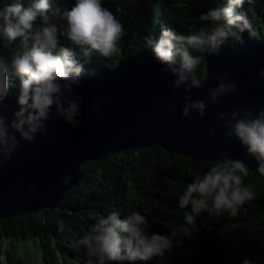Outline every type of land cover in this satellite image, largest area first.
<instances>
[{"label": "clouds", "instance_id": "1", "mask_svg": "<svg viewBox=\"0 0 264 264\" xmlns=\"http://www.w3.org/2000/svg\"><path fill=\"white\" fill-rule=\"evenodd\" d=\"M246 0H224L220 5L199 15L204 24L198 31L180 34L171 27H162L158 38L149 41L155 60L164 67L161 71L174 77L172 87L184 101L181 115L195 112L203 117L207 105L203 100H192V89L203 87L206 77H201L198 67L208 56H219L222 46L230 37L248 32L252 39L257 31L247 15L238 11ZM249 4L253 0H247ZM41 21L38 25L37 21ZM59 21V22H56ZM124 24L102 3V0H75L70 8L53 7V0H20L0 8V39L6 46L19 43L10 58L0 56V169L11 163L22 141L33 143L38 135L47 134V122L62 117L75 127L79 120V107L83 100L74 94L81 85L84 66L77 61L71 47L61 43L67 38L72 45L87 47L101 57L111 58L120 52L119 42L125 37ZM256 55L250 53L249 60ZM18 78L13 109L5 100L9 94V77ZM264 79V69L259 72ZM217 85L208 88V104H215L220 97L237 93L236 84L223 73L216 76ZM181 88L183 91L181 92ZM12 93V94H13ZM236 101H233L235 104ZM103 104L94 101L92 111L100 115ZM55 109V112H53ZM169 113L173 111L168 109ZM11 112V118L6 113ZM222 135L236 138L245 148V154L257 163V171L264 175V108L247 107L230 112H220ZM173 129L176 125H172ZM204 136H216L215 129L205 131ZM249 166L241 159L227 156L211 166L203 175H196L179 197L184 213V223L170 225V235L148 233L149 222L139 211L121 218L120 211L100 216L92 229L79 241L86 249L87 264H136L163 257L174 246L182 247L183 240L192 239L198 231L197 218L203 213L219 218L225 213L238 215L240 207L254 198L250 186L243 177L249 174ZM73 179L64 176L61 183L67 185ZM35 191L28 187L26 195ZM161 223V221H155ZM187 254V253H186ZM243 264H250L248 260Z\"/></svg>", "mask_w": 264, "mask_h": 264}, {"label": "trees", "instance_id": "2", "mask_svg": "<svg viewBox=\"0 0 264 264\" xmlns=\"http://www.w3.org/2000/svg\"><path fill=\"white\" fill-rule=\"evenodd\" d=\"M12 0H0V8ZM27 5L29 0H20ZM75 0H53V7L70 8ZM224 0H102L125 26L126 35L119 42L120 52L103 58L87 47L72 45L65 37L61 43L71 47L75 58L85 68L83 76L105 72L126 56L148 52L149 41L158 38L162 27L180 34H190L204 26L201 13ZM238 11L244 12L257 31H236L225 45L256 41L264 37V0H253ZM59 22V21H56ZM41 21H37L39 25ZM19 43L6 46L0 39V56L10 58ZM153 55V54H152ZM204 61L197 71L204 75ZM18 78L9 77V93ZM218 161L191 159L168 153L154 144L147 148L117 151L81 166L79 182L62 197L58 207L40 209L0 219V264H87L86 249L78 241L94 226L100 216L120 211L122 217L139 211L149 222L148 233L170 235V225L184 223L179 197L196 175H203ZM254 198L246 201L235 217L227 213L219 218L203 213L197 218L198 231L183 246H174L163 257L136 264H264V175L249 171L243 177ZM155 221H161L157 223ZM187 253V254H186ZM127 264V262H125Z\"/></svg>", "mask_w": 264, "mask_h": 264}, {"label": "water", "instance_id": "3", "mask_svg": "<svg viewBox=\"0 0 264 264\" xmlns=\"http://www.w3.org/2000/svg\"><path fill=\"white\" fill-rule=\"evenodd\" d=\"M252 52L256 55L249 60ZM204 62L203 77H207L203 87L189 93L192 100L207 105L203 117L195 112L181 115L184 101L173 90L174 77L161 71L164 66L148 52L126 56L111 70L81 75V85L74 89V94L83 97L79 123L73 127L58 116L48 121L47 134L38 135L31 144L22 141L12 162L0 169V219L54 209L79 182L81 166L87 161L154 144L168 153L201 161L239 158L250 171H257L256 161L245 154L239 140L222 135L224 128L217 115L237 108H264V79L259 76L264 69V37L223 45L219 56L205 57ZM221 73L236 84L238 92L208 104L207 89L216 87V76ZM14 91L5 100L13 109ZM94 101L103 104L100 115L92 111ZM6 115L11 118V112ZM209 129H215L217 135L204 136ZM68 174L73 179L64 185L61 180ZM30 185L35 191L26 195Z\"/></svg>", "mask_w": 264, "mask_h": 264}]
</instances>
